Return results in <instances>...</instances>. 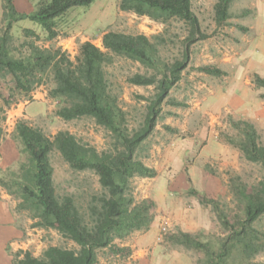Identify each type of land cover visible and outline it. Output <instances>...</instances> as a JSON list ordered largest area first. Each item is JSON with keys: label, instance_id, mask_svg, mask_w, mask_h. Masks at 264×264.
<instances>
[{"label": "rangeland", "instance_id": "obj_1", "mask_svg": "<svg viewBox=\"0 0 264 264\" xmlns=\"http://www.w3.org/2000/svg\"><path fill=\"white\" fill-rule=\"evenodd\" d=\"M109 1L113 7L114 2ZM216 1L192 0L191 9L204 37H198L188 45V64L181 79L171 88L153 132L138 153L156 174L132 178L130 192L135 201L147 199L152 202L151 222L146 228L114 240L117 246L127 248L129 252L115 254L108 247L98 249L97 264H168L170 260L177 264H203V253L173 243L168 236L181 230L198 234L204 241H216L223 231L211 201L217 202L232 216L240 212L241 207L232 186L245 184L250 189L264 179V168L246 160L232 143L241 138L236 124L247 121L254 126L258 140L264 146V86L256 84V76L264 79V0H233L229 17L219 24L214 20ZM76 9L57 21L58 34L52 39L46 38L40 26L27 27L30 24L27 20L13 24L10 29L12 53L25 55L27 44L34 42L42 48H60L74 59L81 43L79 36L72 39L71 46L63 44V40L75 36L76 32L96 39L102 31L92 28L85 19L80 20L81 12ZM25 28L33 30L35 35L24 33ZM107 30L142 33L149 38L157 36L160 56L166 61L180 57L188 35L187 25L178 19L162 23L119 9ZM204 66L217 68L220 73H206L201 69ZM105 73L109 89L125 112L128 127H136L144 113L145 101L141 96L150 95L153 86L135 85L127 78L134 73L151 74L153 71L126 57L114 56L105 65ZM18 79L23 82L24 75ZM34 80L31 89L25 92L15 86L10 75L0 74V143L10 139L19 153L14 165L0 168V179L4 182L9 183L8 170H16L26 158L14 137V129L9 130L12 126L4 123L5 112L11 105L30 99L33 89L46 91L49 109L30 120L20 119L39 127L49 136L66 130L98 151L108 149L112 143L110 134L91 118L64 121L55 114L62 101L49 94L53 87L49 73H38ZM50 161L56 193L60 196L71 194L84 211L90 197L101 191L98 176L88 170H72L55 150L50 154ZM8 195L14 201L13 210L24 243L23 247H10L11 255L22 249L40 256L51 245L78 247L54 229L35 226L36 219L30 212L16 208L19 199ZM258 226L264 230V216ZM144 247L146 250L142 253L140 249ZM259 258L264 259V253Z\"/></svg>", "mask_w": 264, "mask_h": 264}, {"label": "trees", "instance_id": "obj_2", "mask_svg": "<svg viewBox=\"0 0 264 264\" xmlns=\"http://www.w3.org/2000/svg\"><path fill=\"white\" fill-rule=\"evenodd\" d=\"M94 0H37L28 13L18 12L13 0H2L0 27V74L10 75L17 88L31 89L38 73H49L53 87L49 94L62 104L55 114L64 121L81 117L91 118L102 126L112 139L111 146L102 151L81 142L72 133L59 130L52 136L39 127L19 119L14 126V137L21 145L25 161L16 170H8L9 183L0 179L8 194L15 195L18 210H26L36 219L35 226L54 229L60 236L72 240L78 247L70 249L51 245L40 256L28 250H17L13 264H97V251L110 248L115 254L129 252L117 246L134 230L146 228L151 222L153 204L147 199L135 201L130 192L132 178L153 177L156 170L139 157L144 141L153 132L160 118L162 106L171 88L181 79L189 60V44L204 37L197 16L191 9L192 0H117L121 11L162 23L174 18L188 27L180 57L166 61L160 56L157 36L107 30L102 35V48L83 41L77 55L71 59L60 48H42L34 42L27 44L28 52L12 53L10 29L17 21L28 19L40 26L47 39L58 33L57 21L74 7H87ZM233 0H217L213 6L214 20L221 23L229 17ZM24 33L34 34L25 28ZM114 56H123L151 69L153 73H134L127 78L135 85L153 86L145 101L140 123L129 128L125 112L117 97L109 89L105 65ZM219 74L217 68H201ZM24 75V81L18 79ZM256 84L264 86V79L256 76ZM241 138L235 142L243 157L264 168V146L258 140L254 126L247 121L237 124ZM57 151L74 171H92L98 176L101 191L87 202L84 211L71 194L58 195L53 184L52 151ZM240 212L229 216L218 203L211 201L223 234L216 241L201 240L198 234L176 230L169 241L203 253V264H264L259 256L264 253V230L258 226L264 216V179L250 189L245 184L233 185Z\"/></svg>", "mask_w": 264, "mask_h": 264}, {"label": "crops", "instance_id": "obj_3", "mask_svg": "<svg viewBox=\"0 0 264 264\" xmlns=\"http://www.w3.org/2000/svg\"><path fill=\"white\" fill-rule=\"evenodd\" d=\"M112 2H114L113 7L111 6L110 1L108 2V0H94L89 6L82 7L81 10L76 9V7L72 8L81 12L80 16L78 17L80 20L85 19L92 28H101L102 31L96 39H90L84 35H81V32H76L75 36L69 37L67 40H63L62 43L71 46L72 39L79 36L80 42L90 41L96 46L100 47V45H102V35L106 31L107 27L112 24L116 10L118 11L117 0H112ZM107 3H109V6ZM13 4L18 12L28 13L34 9L35 1L13 0ZM1 5L2 0H0V21L2 14ZM23 20H27V22L30 23H26L27 27H34L37 25L28 19ZM20 21H17L14 24H18ZM64 48L65 45L62 46V49ZM29 96L30 99H23L22 101L11 105L10 108L5 112L6 117L4 119V123H8L10 126H12L9 127V130L14 129L13 126L15 122L20 118L30 120L38 114L47 113L49 109L48 96L44 89H33L30 91ZM18 157L19 153L14 142H12L10 139H6L0 143V168H7L14 165L18 160ZM13 208L14 201H11L10 196L0 187V264H13L10 247L15 249L17 247H23L24 245L23 241L20 239L22 235L21 229L17 224L16 214ZM132 247H135V244L132 245ZM140 250L142 253H144L146 249L144 247ZM168 264H177V261L175 262V260H170Z\"/></svg>", "mask_w": 264, "mask_h": 264}]
</instances>
